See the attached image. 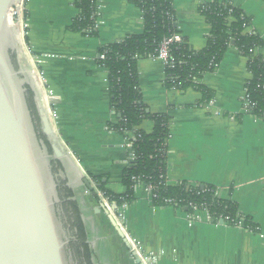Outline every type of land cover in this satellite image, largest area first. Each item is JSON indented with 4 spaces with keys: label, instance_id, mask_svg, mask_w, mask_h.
I'll use <instances>...</instances> for the list:
<instances>
[{
    "label": "crops",
    "instance_id": "crops-1",
    "mask_svg": "<svg viewBox=\"0 0 264 264\" xmlns=\"http://www.w3.org/2000/svg\"><path fill=\"white\" fill-rule=\"evenodd\" d=\"M210 1L230 2L244 12L262 39L254 53L264 59V0H173L177 29L187 43L195 50L205 46L209 26L199 6ZM97 4L98 32L92 37L68 30L77 14L73 0H28L27 52L20 59L42 85V102L64 153L96 192L64 160L62 174L78 207L90 264H138L111 224L106 213L110 205L99 196L92 177H101L113 193L125 192L121 175L129 165V151L125 136L107 126L118 117L109 108L107 70L97 58L101 46L141 32L142 12L131 0ZM137 70L143 103L151 113L169 116L167 183L216 186L220 197L235 204L256 230L214 224L203 213L191 219L170 205L155 206L139 185L123 207L127 232L145 251H163L158 264H264V120L242 111L250 78L247 58L230 46L217 68L203 75L200 83L212 94L208 109L197 106L201 96L193 88L166 87L164 67L156 58L139 59ZM139 128L150 132L152 122L144 120Z\"/></svg>",
    "mask_w": 264,
    "mask_h": 264
},
{
    "label": "trees",
    "instance_id": "trees-1",
    "mask_svg": "<svg viewBox=\"0 0 264 264\" xmlns=\"http://www.w3.org/2000/svg\"><path fill=\"white\" fill-rule=\"evenodd\" d=\"M142 12V30L130 34L119 42L103 45L98 49L97 63L107 70L109 108L118 117L116 124L108 123L109 130L119 132L132 143L134 159L124 168L121 182L124 193H113L93 176L97 189L109 203L121 205L132 199L135 186L152 185L155 206H172L191 214L190 206L206 209L212 222L219 218L228 221L230 226L242 218L248 227L254 225L237 210L235 204L216 195V186L197 183L187 186V182L176 184L166 182L167 141L169 136V116L151 113L143 103L138 84L137 62L141 58H154L161 43L178 32L173 0H131ZM77 14L68 30L83 35L97 36V0H73ZM199 12L209 26L205 46L193 49L182 37L179 43L168 46V64L164 67L165 86L179 91L187 88L196 90L201 98L197 106L204 105L212 98L211 92L200 83L206 73L213 72L221 62L228 47L234 46L247 58V71L250 78L245 83L250 114L264 120V59L255 55L256 48L262 45L261 37L251 28L250 19L244 12L230 2L210 1L199 6ZM249 28V31L246 30ZM22 38V37H21ZM24 50L27 52L22 40ZM13 59L15 55L13 54ZM27 102L32 115L36 109L32 93L27 87ZM26 94V95H27ZM144 120L152 122L150 132L139 126ZM40 126V124H39ZM50 155L52 150L45 136L39 132ZM52 173L56 174L51 164ZM59 208L63 211V226L66 230V253L73 264H90V250L86 243L78 207L71 199L70 188L64 181L57 182ZM98 198V196H96Z\"/></svg>",
    "mask_w": 264,
    "mask_h": 264
},
{
    "label": "water",
    "instance_id": "water-1",
    "mask_svg": "<svg viewBox=\"0 0 264 264\" xmlns=\"http://www.w3.org/2000/svg\"><path fill=\"white\" fill-rule=\"evenodd\" d=\"M18 1L0 0V264H69L50 154L37 133L27 102V87L54 158L67 161L87 189L94 195L96 192L54 134L42 102V86L13 59V54L16 58L21 54L8 16ZM106 213L121 235L113 217ZM135 262L140 264L137 259Z\"/></svg>",
    "mask_w": 264,
    "mask_h": 264
},
{
    "label": "built area",
    "instance_id": "built-area-1",
    "mask_svg": "<svg viewBox=\"0 0 264 264\" xmlns=\"http://www.w3.org/2000/svg\"><path fill=\"white\" fill-rule=\"evenodd\" d=\"M27 2H28V0H19L18 2H16L14 4V6L10 9L9 16H8V25L14 31L20 30L21 35H22V40L24 39V37L27 33V30L29 28L28 21L26 18V4H27ZM97 6H98V4H97ZM246 30L249 31V28H246ZM181 41H182V36L180 35L179 32H176L173 35L167 37L161 43V45L158 49L157 55L154 58L159 60L162 63L163 67H165L168 64V46L173 42L179 43ZM36 71H37V75L41 78V80L44 83V79L42 77V74L39 73L38 69H36ZM171 89H173V88H171ZM241 99H242V111L250 114L246 91H244V94H243ZM201 106L205 109L209 108L207 103L204 105L203 104L200 105V107ZM49 112L51 113V111H49ZM214 114L218 115L219 112L216 111V112H214ZM233 117L234 116H231L230 118L233 119ZM254 118H256V117H254ZM256 119H261V118H256ZM125 140H126L125 146L127 147L128 151H129V156H130L129 162H130L134 159V154H133L134 152L132 149V143L130 142V140L128 138H126ZM166 182H167V179H166ZM193 185L194 184L187 183V186H193ZM137 186H139V185H137ZM140 186H142L144 191L150 195L152 200L156 197L155 194H153L152 185L140 184ZM215 193L217 196H220L219 190H217ZM99 196H102V194L99 193ZM166 202L168 203V205L172 206L171 200H166ZM109 205L110 206L108 208L109 209L108 212H110L112 214V217L115 220L117 227L119 228L120 232L123 235V238H124L126 245H127V248H128L129 256L132 259H137L140 264H158L159 258L163 254V251H161V250H159V251H151V250L145 251L143 246H142V243L138 239L132 237L129 234V232H127L126 224H125V220H124V212H123V207L126 205V203H123L121 205H117L116 203H113V204L109 203ZM190 207L192 209V212H191V214L188 213V216L191 219L195 218L199 213H203L205 215V217L210 222H212L206 209H201V208L196 207V206H190ZM239 214H241V213H239ZM220 221H223V223L230 225L229 222L228 221L226 222L223 218H219L216 222H212V223L218 224V223H220ZM233 226L243 227L249 231L253 230L252 227H248L244 224V221L242 218L238 219V221H236V224ZM254 230H256V229L254 228Z\"/></svg>",
    "mask_w": 264,
    "mask_h": 264
},
{
    "label": "rangeland",
    "instance_id": "rangeland-1",
    "mask_svg": "<svg viewBox=\"0 0 264 264\" xmlns=\"http://www.w3.org/2000/svg\"><path fill=\"white\" fill-rule=\"evenodd\" d=\"M16 32V34H17V36H18V38H19V44L21 45V47H20V51L21 50H24V46H23V43H22V35H21V32H20V30H18V31H15ZM9 39H10V37H9ZM10 42H11V39H10ZM11 44H12V42H11ZM15 55V54H14ZM14 59H16V61H18V65L22 68V69H27L28 71H30L31 72V74H32V76H33V71H32V68L31 67H28V66H26V64H25V62L23 61V62H21V59L20 58H16V55H15V58ZM34 77V76H33ZM49 162H50V165L52 164L53 165V167H55V169H56V171H55V173L56 174H54V177H55V182H56V184H57V182H59V181H64L65 182V187H68V185H67V180L66 179H64V174H62V173H64V164H65V161H64V159H55L54 158V156L53 155H50L49 156ZM69 188V187H68ZM58 205H59V203H58ZM57 205V212H58V216H59V219H60V221H61V223H62V228H63V231H64V233L66 234V230H65V228H64V226H63V222H64V216H63V214H62V210H61V208H59V206ZM109 211V210H108ZM111 216H112V214L110 213V212H108ZM67 260H68V262H69V264H73L72 263V260H71V258H69L68 256H67Z\"/></svg>",
    "mask_w": 264,
    "mask_h": 264
},
{
    "label": "flooded vegetation",
    "instance_id": "flooded-vegetation-1",
    "mask_svg": "<svg viewBox=\"0 0 264 264\" xmlns=\"http://www.w3.org/2000/svg\"><path fill=\"white\" fill-rule=\"evenodd\" d=\"M27 96H28V94H27ZM32 100H33V96H32ZM34 103V102H33ZM35 106V105H34ZM32 112V111H31ZM33 116V120H34V123H35V127H36V129H37V133H38V135H40V133L39 132H41V127L39 126V119H38V117H37V112H36V114H33L32 115ZM42 133V132H41Z\"/></svg>",
    "mask_w": 264,
    "mask_h": 264
},
{
    "label": "bare ground",
    "instance_id": "bare-ground-1",
    "mask_svg": "<svg viewBox=\"0 0 264 264\" xmlns=\"http://www.w3.org/2000/svg\"><path fill=\"white\" fill-rule=\"evenodd\" d=\"M14 33H15V36H16V37L14 36V34H13V37L17 39V43H18V42H19V38H18L16 32H14Z\"/></svg>",
    "mask_w": 264,
    "mask_h": 264
}]
</instances>
